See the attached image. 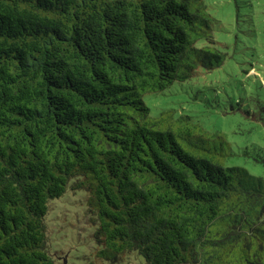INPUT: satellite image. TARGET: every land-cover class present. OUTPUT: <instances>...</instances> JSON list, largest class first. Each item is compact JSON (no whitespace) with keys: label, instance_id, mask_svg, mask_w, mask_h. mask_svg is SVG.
Masks as SVG:
<instances>
[{"label":"trees","instance_id":"16d2710c","mask_svg":"<svg viewBox=\"0 0 264 264\" xmlns=\"http://www.w3.org/2000/svg\"><path fill=\"white\" fill-rule=\"evenodd\" d=\"M214 21L204 0H0V264H55L45 216L68 189L103 258L264 264V175L144 101L223 63Z\"/></svg>","mask_w":264,"mask_h":264},{"label":"rangeland","instance_id":"374dc122","mask_svg":"<svg viewBox=\"0 0 264 264\" xmlns=\"http://www.w3.org/2000/svg\"><path fill=\"white\" fill-rule=\"evenodd\" d=\"M214 17V45L225 52L212 70L198 68L183 82L144 95L151 114H189L208 131L224 133L232 149L228 164L264 175L245 156L264 157V0H204ZM199 42L198 44H201ZM245 112H248L245 115ZM86 190L68 189L49 201L45 216L47 249L55 264H146L136 252L125 261L103 258Z\"/></svg>","mask_w":264,"mask_h":264}]
</instances>
